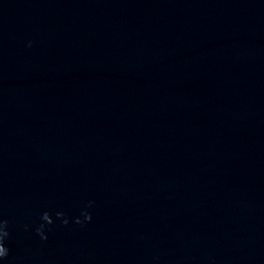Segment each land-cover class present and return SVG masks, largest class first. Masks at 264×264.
I'll return each mask as SVG.
<instances>
[{
    "label": "water",
    "instance_id": "95a60500",
    "mask_svg": "<svg viewBox=\"0 0 264 264\" xmlns=\"http://www.w3.org/2000/svg\"><path fill=\"white\" fill-rule=\"evenodd\" d=\"M0 218L3 264H264V0H0Z\"/></svg>",
    "mask_w": 264,
    "mask_h": 264
},
{
    "label": "clouds",
    "instance_id": "9594fccd",
    "mask_svg": "<svg viewBox=\"0 0 264 264\" xmlns=\"http://www.w3.org/2000/svg\"><path fill=\"white\" fill-rule=\"evenodd\" d=\"M31 46V41L28 42ZM93 201H88L84 208L81 210L80 215L75 218V223L83 226L85 223L92 220V214L88 211L89 208L93 206ZM56 217L61 221L63 225H68L70 220L63 211H57ZM43 220L49 221V216L47 213L44 214ZM54 221H49L47 224L40 223L36 227L35 232L41 240H47L48 234L46 231L47 225L53 224ZM10 233L8 231V221L6 219L0 218V264H3L6 257L9 255V248L6 246V241Z\"/></svg>",
    "mask_w": 264,
    "mask_h": 264
}]
</instances>
